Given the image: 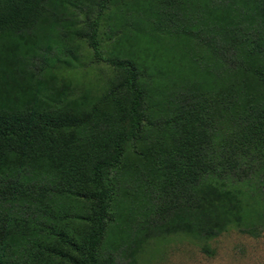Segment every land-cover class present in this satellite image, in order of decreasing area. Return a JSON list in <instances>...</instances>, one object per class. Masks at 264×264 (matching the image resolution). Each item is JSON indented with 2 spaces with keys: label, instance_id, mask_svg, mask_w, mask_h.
Wrapping results in <instances>:
<instances>
[{
  "label": "trees",
  "instance_id": "trees-1",
  "mask_svg": "<svg viewBox=\"0 0 264 264\" xmlns=\"http://www.w3.org/2000/svg\"><path fill=\"white\" fill-rule=\"evenodd\" d=\"M89 1L88 46L111 75L59 85L61 71L88 69L70 0H0V264H140L172 236L256 235L264 0H132L113 13L126 25L116 61L97 39L110 0ZM138 35L169 41L175 61L140 62ZM129 152L121 194L108 177Z\"/></svg>",
  "mask_w": 264,
  "mask_h": 264
},
{
  "label": "rangeland",
  "instance_id": "rangeland-1",
  "mask_svg": "<svg viewBox=\"0 0 264 264\" xmlns=\"http://www.w3.org/2000/svg\"><path fill=\"white\" fill-rule=\"evenodd\" d=\"M80 3L73 5L74 2ZM132 0H110L108 8L105 10L99 25L97 39L99 42V51L103 58L116 61L118 58L123 60L126 57L121 56L124 51L121 47L123 35L125 34L126 25H119L114 16V12L120 9H126V6ZM158 1V0H157ZM152 4L153 0H149ZM167 5V2L164 3ZM153 6V5H152ZM91 7L89 0H70L69 12L74 17V22L79 29L80 36L72 41L75 46L73 56L76 61L79 60L81 66H88V69L82 67L76 68L69 72L59 73L57 84L69 85L77 82H84L88 78L93 81L97 78L107 80L111 75V67L107 62H103L93 57L92 50L88 46L87 32L88 23L95 18V11H90ZM132 10V9H131ZM140 10L133 11L136 18H142L143 14ZM130 22L127 26L131 28ZM130 45L134 48L136 55L140 56V62L147 61V64L165 63V60L171 64L175 61L172 51L168 48L170 42L157 43L154 45H147L145 37L138 35L134 40L130 41ZM115 52L116 55L113 54ZM170 52V53H169ZM61 59V58H60ZM65 58H62L64 62ZM69 60V59H68ZM61 64V63H60ZM54 71L57 69H53ZM83 71L85 75L83 76ZM138 79L143 84L146 83L150 87V74L148 68L142 67L139 70ZM57 74V73H56ZM44 79H49L46 75ZM103 84V83H102ZM101 85V83L99 84ZM104 85V84H103ZM85 88L81 87L83 91ZM82 93V92H79ZM103 92L100 91V94ZM63 112V111H60ZM69 143H75L77 137H67ZM134 159V161L132 160ZM136 157L133 152L127 153L123 157L121 164L115 172H112L108 177V183L112 187L121 188L120 193H127L126 187L129 185L125 182L129 171L134 168L136 164ZM241 190L246 191L243 187ZM130 192V191H129ZM244 202H250L248 198L244 197ZM256 235H251L239 231L236 227H229V229L222 233L217 238L210 241L198 242L190 238L172 236L166 243H163L157 248L153 256H143L140 264H264V217L262 222L255 225Z\"/></svg>",
  "mask_w": 264,
  "mask_h": 264
}]
</instances>
